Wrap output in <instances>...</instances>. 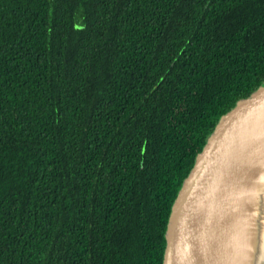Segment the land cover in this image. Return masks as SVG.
Instances as JSON below:
<instances>
[{
    "label": "trees",
    "instance_id": "1",
    "mask_svg": "<svg viewBox=\"0 0 264 264\" xmlns=\"http://www.w3.org/2000/svg\"><path fill=\"white\" fill-rule=\"evenodd\" d=\"M264 83V0H0V264H162L222 115Z\"/></svg>",
    "mask_w": 264,
    "mask_h": 264
},
{
    "label": "water",
    "instance_id": "2",
    "mask_svg": "<svg viewBox=\"0 0 264 264\" xmlns=\"http://www.w3.org/2000/svg\"><path fill=\"white\" fill-rule=\"evenodd\" d=\"M263 180L264 83L220 117L195 157L170 210L162 264H248Z\"/></svg>",
    "mask_w": 264,
    "mask_h": 264
},
{
    "label": "bare ground",
    "instance_id": "3",
    "mask_svg": "<svg viewBox=\"0 0 264 264\" xmlns=\"http://www.w3.org/2000/svg\"><path fill=\"white\" fill-rule=\"evenodd\" d=\"M252 206L251 229L247 233L251 244L248 264H264V180L259 185Z\"/></svg>",
    "mask_w": 264,
    "mask_h": 264
}]
</instances>
